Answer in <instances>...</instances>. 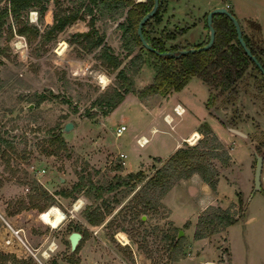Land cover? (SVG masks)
I'll list each match as a JSON object with an SVG mask.
<instances>
[{"label":"rangeland","instance_id":"374dc122","mask_svg":"<svg viewBox=\"0 0 264 264\" xmlns=\"http://www.w3.org/2000/svg\"><path fill=\"white\" fill-rule=\"evenodd\" d=\"M202 1L165 0L160 20L151 19L146 27L150 37L161 38L167 47H195L192 41L199 27L193 25L201 19L205 26ZM8 3L0 0V11ZM44 3L42 15L32 7L17 19L5 16L0 25V264H227L228 251L234 264H264V181L262 189L251 194L256 153L264 154L263 75L249 64L233 85L234 93L232 87L224 92L210 88L194 76L207 86L204 94L195 90L200 95H193L186 88L170 101L172 109L162 105L171 93L141 99L151 109L160 108L156 115L163 120L154 133L155 126L148 128L150 122L131 100L138 97L132 91L124 93L126 100L115 110L105 111L106 98L114 90H124L121 68L136 89L150 83L155 72L156 57L145 47L135 46L127 53L119 22L129 6L120 16L96 6L89 12V0ZM76 10L77 18L63 30H49L55 15ZM188 29L183 35L181 31ZM171 33L174 38L167 39ZM96 36H102L118 57V67L99 57L103 44L87 48V41ZM137 53L143 57L140 66L131 62ZM176 101L186 112L175 119ZM168 114L173 119L165 123ZM123 118L127 129L118 136L115 128ZM68 121L73 127L63 130ZM202 123H215L210 128L230 155L226 166L213 160L219 168L216 188L197 173L201 178L179 179L163 196L154 191L151 197L159 200L145 205L141 185L170 155L161 157L174 137ZM140 132H153V140L147 143L146 136L148 141L140 145L135 140ZM200 135L196 143L203 138L201 131ZM190 140L179 146L196 144ZM138 170L145 174L142 182L132 186L131 180L98 194V187ZM77 183L82 185L79 189ZM216 197V203L199 212ZM54 204L65 214L56 227L39 217ZM212 206L228 208L237 220L212 232L215 225L204 219L214 212ZM179 229L183 233L176 239ZM72 230L82 233L74 250L68 239Z\"/></svg>","mask_w":264,"mask_h":264},{"label":"trees","instance_id":"16d2710c","mask_svg":"<svg viewBox=\"0 0 264 264\" xmlns=\"http://www.w3.org/2000/svg\"><path fill=\"white\" fill-rule=\"evenodd\" d=\"M44 1L46 0H9L8 5L4 6L0 11V25L3 24L5 16L12 14V16L17 19L22 12H27V10L32 7H38V12L42 15L47 9ZM89 1L91 3L87 6L89 12H92L94 6H96L100 11H112L120 16L125 12V7L129 6L126 10L125 19L119 22V26L122 29V36L127 41V53H131L135 46L144 47L137 33V25L141 17L152 7L153 0ZM164 3L165 0H162L156 12L144 23L143 34L146 40L160 51H178L182 48L180 45L173 44L172 46L170 45L167 47L161 38H151L146 30L151 19L156 21L160 20L159 11ZM77 11L78 10L72 13L67 12L55 15L54 21L50 25L49 30H63L70 21L77 18ZM206 15L207 12L205 13V26L208 27L206 23ZM212 23L215 27V39L211 47L208 49L195 50L181 54L180 56L159 55L148 50L149 53L156 57V63L154 65L155 72L152 81L141 89L133 87V82L128 78L126 70L121 68L119 70V76L124 80V90H114L113 95L106 98V113L112 111L123 100L124 93L128 91H132L140 99H144L145 97L154 94L166 96L173 91L182 89L193 76H197L210 88H220V91L224 92L232 87L230 92L234 93L236 89L233 88V85L243 76L249 64H252L259 73L262 74L257 65L245 53L243 47L238 41L235 26L230 17L224 13H216L213 15ZM29 28L34 32H38V28L35 26ZM25 29L21 28L20 30L24 31ZM183 31L184 30L181 32L183 33ZM89 34V31L85 33L86 36H89ZM208 37L209 35L204 41L196 44V46L206 43ZM243 37L252 52L264 66V50H257L251 46L249 39L245 34H243ZM170 38H174L173 33L167 35V39ZM103 41L102 36H96L88 40L86 45L88 46V49H93L103 44ZM101 47L102 49L99 52V57L103 58L105 62L111 64L113 67H118L120 60L110 51V46L104 43ZM142 60L143 57L141 53H137L131 58L132 63L135 61L137 62L138 65L136 66H140ZM212 101L213 96L211 95L207 100V105L210 106ZM199 131L203 133V138L194 145L178 146L174 152L162 161L161 166L146 179L142 170L129 172L127 176H120L117 182L109 184L106 188L98 187V194L100 195L103 190L110 191L119 185L128 184L131 180L133 181V184H131L133 186L136 182H142L145 179L141 185V191L143 192L145 205L151 206V202L159 200L158 197H151V194H154V191H158L160 193L159 196H163L174 185V183H176V181L182 178H188L194 173H198L210 187L216 188L219 168L213 160L218 159L219 163L226 166L230 159V155L224 148L223 144L217 141V136L213 134L208 123H202L201 127H199ZM206 143H210L209 146L206 145ZM81 186V184L77 183L75 188L79 189ZM61 193L63 195H69L66 191ZM157 203H160V201ZM211 208L214 209L213 206ZM202 216L203 214L201 217ZM237 217L238 216L236 214L234 215V212H230L228 208L217 206L213 213L202 218H204L207 223L214 224L215 227L212 232H216L217 226L221 225L222 228L223 226L226 227L229 224L234 223L237 220ZM199 235L200 234L197 232V236ZM172 242L174 245L178 244V241L176 240Z\"/></svg>","mask_w":264,"mask_h":264},{"label":"crops","instance_id":"0c3cea01","mask_svg":"<svg viewBox=\"0 0 264 264\" xmlns=\"http://www.w3.org/2000/svg\"><path fill=\"white\" fill-rule=\"evenodd\" d=\"M216 6H226L229 10L231 9V11L237 16L240 25H241V29L243 34H245L248 39H249V43L251 44V46H253L254 48L261 49L264 50V47L262 46V43H264V0H203L201 5L199 6L200 10H203L204 13L208 12L209 10H211L212 8L216 7ZM201 20V19H200ZM199 20V22L197 24H194L193 27L198 26L199 30H198V35H197V39L193 40L192 43H198V42H202L205 40L206 35H209V28H206L205 26H203V24L201 23V21ZM191 27V28H193ZM190 28V29H191ZM185 32V33H184ZM189 29L186 31H183V35L184 34H188ZM189 36V35H188ZM197 80L198 82H195V80ZM190 83H192L190 86H188ZM196 83V84H195ZM203 81L197 77H192L187 84L180 90L178 91H173L170 95L169 98L166 99L162 105H167L170 104V101L175 97L176 94L181 93L184 89L188 88V91H190L193 95H197L198 93L195 90H199V92H201V94H204V87H207L205 85V83H203ZM195 84V85H194ZM205 89V88H204ZM189 92V93H190ZM207 95H204L206 98L209 95V90L207 88ZM200 95V94H198ZM179 98V96H177ZM205 97H203L205 99ZM126 99H123V101H121L113 110H115L118 106H120ZM133 102L138 103L139 105V109L141 111V113L146 116L145 121L147 119V121L150 122L148 128H152L153 126H155L158 130V122L159 119H162L161 117L159 118L157 115L159 114V109L160 108H155V109H151L149 108L141 99H139V97L135 99H131ZM175 103H179L180 105L183 106V104L180 101H176ZM174 103V104H175ZM173 104V105H174ZM170 109H172L171 104L169 105ZM185 107V106H183ZM173 111V110H172ZM186 112V109H185ZM157 114V115H156ZM173 116L176 119V116L179 115H175L174 111H173ZM202 117H198V120L201 121ZM163 120V119H162ZM215 121V120H214ZM125 119H121V124H125ZM165 122V121H164ZM119 123V124H120ZM167 123V122H165ZM210 125L213 127L215 125V123H210ZM198 125L194 126L193 128H191L186 134H182L180 137H174V141L171 144V146L169 147V151L166 155L161 156V157H166L168 154H171L176 148L177 146L180 145V142L183 141L188 135H190L193 131H199L198 129ZM127 129V126H126ZM125 129V130H126ZM116 130V128H115ZM235 130L237 132H240L236 129H232ZM157 131H155L154 133H156ZM200 132V131H199ZM152 134L153 132L150 133V135H146L143 132H140L139 134H137L135 136V140H137V138L140 135H145L149 138V142H151L153 140L152 138ZM122 135V134H121ZM125 157H127L126 153H123ZM151 156H155L152 155L151 153H149ZM168 157V156H167ZM194 177V176H198L200 177L197 173L192 174L190 177ZM189 178V177H188ZM187 178V179H188ZM201 178V177H200ZM202 179V178H201ZM203 181V179H202ZM220 181V180H219ZM205 184H207L205 181H203ZM209 185V184H208ZM219 198L216 197L215 199H211L209 201V203H205L203 205H201L200 207V211L201 212L205 207H207L210 204L216 203L217 200ZM231 199V198H230ZM232 201H236L238 199V196H234L232 197ZM19 232V231H18ZM229 254V262L227 264H234L233 262L230 261V253L228 251ZM217 263V262H215ZM214 263V264H215ZM204 264H209V263H204Z\"/></svg>","mask_w":264,"mask_h":264},{"label":"water","instance_id":"95a60500","mask_svg":"<svg viewBox=\"0 0 264 264\" xmlns=\"http://www.w3.org/2000/svg\"><path fill=\"white\" fill-rule=\"evenodd\" d=\"M161 1L162 0H153L152 7L141 17V19L139 20L138 25H137V33H138L139 38L142 42V45L147 50L153 51L159 55L180 56L181 54L192 52L195 50L208 49L209 47H211V45L213 44L214 39H215V27L212 23L213 15L216 13H224V14L228 15L230 17V19L232 20V22L235 26L236 33H237V39L240 42L241 46L243 47L245 53L257 65V67L259 68V70L261 71V73L264 76V66L262 65L261 61L257 58V56L252 52L251 48L249 47V45L245 41V39L243 37L241 25H240V22H239L237 16L231 10H229L226 6H216L207 12L206 23H207L208 28H209V37H208V40L206 41V43H204L203 45L184 48V49H180L178 51H172V50L160 51L157 48H155L153 45H151L146 40V38L143 34V25L156 12ZM72 127H73V122L68 121L64 124L63 130L67 131V130H70ZM263 166H264V154L263 153H260V154L256 153V165H255V169H254L253 189H252L251 194L262 189V169H263ZM182 233H183V230L179 229L177 236H176V239ZM81 237H82V233L78 230H72L68 234V239L70 242L71 250H74L76 248Z\"/></svg>","mask_w":264,"mask_h":264},{"label":"bare ground","instance_id":"6f19581e","mask_svg":"<svg viewBox=\"0 0 264 264\" xmlns=\"http://www.w3.org/2000/svg\"><path fill=\"white\" fill-rule=\"evenodd\" d=\"M102 77V79H105L104 78V76H101ZM170 117V119H168ZM172 117H171V115H167V117H166V121L168 122V123H170L171 121H172ZM154 131H157V128L156 127H154L153 128V132ZM193 134V135H192ZM201 135H200V132L199 131H193L187 138H189V140L191 139V140H194L193 142L190 140V142L191 143H194L195 142V140L197 139V138H199ZM187 138H185V139H187ZM145 139V140H144ZM198 140V139H197ZM141 141L143 142V144H145L147 141H148V139H147V137L145 136V135H142V138H141ZM144 141H146V142H144ZM79 206H76L75 207V209H77ZM40 219L44 222V223H46V224H49L50 226H53V227H56V226H59L62 222H63V220H64V218H65V214H64V212L59 208V207H57L55 204L54 205H52V206H50L48 209H46V210H44V211H42V212H40ZM18 232V231H17ZM120 238H121V240L122 241H124L125 243H127L128 242V239H127V237L125 236V234H121L120 235Z\"/></svg>","mask_w":264,"mask_h":264},{"label":"built area","instance_id":"2783aa9c","mask_svg":"<svg viewBox=\"0 0 264 264\" xmlns=\"http://www.w3.org/2000/svg\"><path fill=\"white\" fill-rule=\"evenodd\" d=\"M173 111H174V113L175 114H177V115H182L183 113H184V111H185V108L182 106V105H180L179 103H177V104H175L174 105V107H173ZM169 115V114H168ZM165 117V119H166V117H167V115H165L164 116ZM171 117H172V115H171ZM166 121V120H165ZM167 122V121H166ZM168 123V122H167ZM125 129H126V125L125 124H120V125H118L117 127H116V130H115V133H116V135H118V136H120L124 131H125ZM149 139V138H148ZM198 139V138H197ZM196 139V140H197ZM195 140V141H196ZM137 142L140 144V145H143V142L141 141V138L140 137H138L137 138ZM144 142H146V141H144ZM189 142V141H188ZM196 143V142H195ZM192 144H194V143H192ZM264 181V176H262V182Z\"/></svg>","mask_w":264,"mask_h":264}]
</instances>
